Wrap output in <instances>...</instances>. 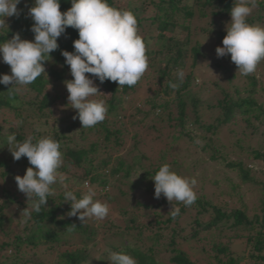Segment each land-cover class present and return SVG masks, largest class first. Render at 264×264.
<instances>
[{
	"label": "trees",
	"instance_id": "1",
	"mask_svg": "<svg viewBox=\"0 0 264 264\" xmlns=\"http://www.w3.org/2000/svg\"><path fill=\"white\" fill-rule=\"evenodd\" d=\"M119 1L107 0L110 6L134 14L138 35L142 31L155 34L142 37L148 68L154 69L157 62L160 65L153 70L155 74L142 76L132 87H119L118 83L111 81L101 84L93 78L101 93L93 99H103L107 105L105 119L93 127L82 128L80 121L73 119L76 111L71 108L62 110L63 114L59 117L54 116L55 106H69V93L63 82L73 79L61 51L73 52V41L79 37L77 30L67 28L66 34L57 40L59 48L46 57L48 61L43 62L46 74L32 84L17 86L10 92L11 85L0 84V117L9 125L4 137L0 136V152L8 149L6 138L12 133L20 142L29 136L34 141L51 137L60 143L63 153V164L58 171L66 176L68 190L74 191L77 198H81L87 190L81 188L87 182L96 192L95 199L108 205L125 197L121 189L123 184L129 186L131 193L141 192L143 197L149 196L150 199L145 204L136 201L132 208L126 203L120 204L116 217L108 215L103 220L93 217L81 224L77 218L66 215L70 204L64 203L65 189L56 183L53 185L55 194L49 197L41 212H33L32 220L21 224L20 212L27 207L26 198L18 189L9 190L4 186L0 192V231L3 233L4 223H9L11 228L13 219L4 215V211L10 208L17 218V225L16 230L11 228V232L5 233L0 243V264H88V261L93 264L94 259L109 264L108 249L132 256L137 264H142L143 260L150 264H264V185L255 182L252 166L241 162L225 163L227 169L238 174L240 181L239 185L231 186L230 192L219 194V198L228 200L212 201L197 196L191 206L173 201V205L180 208V214L175 218L168 214L172 205L163 195L159 199L154 198V182L151 180L166 164L179 140L184 138L192 143L202 141L204 146L201 151L210 152L212 161L224 159L230 153L223 151V148L226 149L224 146H215V139L207 135H216L237 118L245 125L242 127L243 137H256L264 143V131H260L264 126V77L243 76L246 85L240 91L238 87H233L232 82L237 76L230 72L226 88L213 84L217 91L212 95L209 93L211 98L206 106L199 96L204 91V85H195L199 61L206 56L202 52L200 38H213L216 46L222 44L226 24L231 20L233 0H194L193 4L187 0H146L154 12L147 19L130 8L131 0H122L121 5ZM33 3L34 0H21L17 7L22 14L19 18L6 19L9 31L0 30V43L11 39L17 32L22 39L34 40V34L29 30L34 22L26 18ZM148 5H143V10ZM70 8L71 0H60L61 12ZM145 21L150 23L144 25ZM247 21L253 25L264 23V0H257V6ZM222 59L234 65L230 55ZM216 67L222 66L216 64ZM178 69L184 73L182 83L178 80ZM2 74H11L9 65H0ZM86 75L91 78V74ZM155 75L159 89L150 86L149 81L155 79ZM142 82L148 84L145 91L152 96L147 97L139 107L135 103L130 106V99L138 93ZM173 83L179 86L172 88ZM241 92L245 96L242 97ZM147 106L149 111L145 110ZM201 106L214 116L211 124H202L205 117L200 113ZM126 107L131 112L128 118L130 131L123 124L127 119V115L123 114ZM6 114L12 115L10 122L4 118ZM149 117L150 126L146 128L149 133H156L151 144L156 143L154 148H158L154 160L140 150L148 144L141 133ZM18 120L23 121L19 126L16 125ZM30 120L37 123L33 129H30ZM242 141H236L235 146L248 153L252 162L260 163L264 172V151L260 147L250 149L240 145ZM15 162L22 163L26 168L31 166L26 157ZM172 163L175 164V161ZM178 169L177 166L175 172ZM10 173L11 166L7 161L0 160V179L3 183ZM13 175L11 177L15 178ZM241 185L251 188L260 186L255 208L248 209L244 205ZM108 189H115L119 196L109 193ZM234 200L237 202L235 209L229 205ZM205 236H210L209 242ZM185 245L191 252L183 249ZM236 245L241 246L238 252L234 250ZM200 256L204 262L198 259Z\"/></svg>",
	"mask_w": 264,
	"mask_h": 264
},
{
	"label": "clouds",
	"instance_id": "2",
	"mask_svg": "<svg viewBox=\"0 0 264 264\" xmlns=\"http://www.w3.org/2000/svg\"><path fill=\"white\" fill-rule=\"evenodd\" d=\"M20 3L21 0H0V30L9 31L7 18L20 17L22 10L17 7ZM256 6L257 0H233L223 46L215 50L217 58L230 55L237 72L243 76L253 74L259 62L264 60V26L247 21ZM26 18L34 22L29 29L34 40L22 39L17 32L11 39L0 43V57L11 71L10 75H0V84L11 85L8 92L17 86L32 84L46 74L43 62L48 61L46 57L59 48L58 38L66 34L69 27L77 30L79 38L73 41L74 51L63 50L61 55L73 77L63 82L69 93L68 105L76 111L73 119H78L82 128L102 122L107 113L105 100L93 99L101 93L95 80L86 74H91L101 84L111 81L118 83L119 87H132L148 68L146 45L138 35L134 14L110 6L107 0H71V8L65 12L60 11V0H34ZM177 76L182 83L183 71L178 69ZM178 86L177 83L171 84L172 88ZM22 123V120L16 121L17 126ZM6 143L15 161L26 157L31 165L23 177L17 175L14 178L18 191L27 201V207L20 212L21 224L29 223L33 212H41L49 197L55 194L53 185L56 183L65 189L64 203L70 204L66 213L68 217H75L84 224L88 218L103 220L109 215V205L95 199L96 192L87 182V190L81 198L68 190L66 176L58 171L63 164L58 141L51 137L34 141L29 136L20 142L12 133L7 136ZM151 180L154 182V198L159 199L163 195L172 205L168 213L172 218L180 214V208L174 206L173 201L191 206L197 199L194 191L196 179L177 174L168 164L162 165ZM107 253L109 264H137L136 259L126 253L111 249Z\"/></svg>",
	"mask_w": 264,
	"mask_h": 264
},
{
	"label": "rangeland",
	"instance_id": "3",
	"mask_svg": "<svg viewBox=\"0 0 264 264\" xmlns=\"http://www.w3.org/2000/svg\"><path fill=\"white\" fill-rule=\"evenodd\" d=\"M159 1V0H155ZM189 1L190 4H193L194 0H187ZM119 5L123 2L122 0L119 1ZM148 5V1L146 0H131V6L130 8L136 9L137 15H140L141 18L147 19L151 16L154 15V12L150 9L149 5L143 10L142 6ZM138 10V11H137ZM255 13V12H254ZM150 21H145L144 25L149 24ZM204 23V21H203ZM202 23V24H203ZM259 23V22H258ZM204 25H206L204 23ZM256 25H261L264 26V23H259ZM178 33H183L182 31L177 30ZM141 37L143 36H149V35H155V34H147L146 31H142V33L139 34ZM200 42L202 44V52L206 54V56L199 61L198 65V79L195 81V85L200 86L204 85V91L200 93V98L203 101V103L206 104L210 102V95H212L214 92L217 90L213 87V84L218 83L220 85H223L224 88L228 85V77L231 75L230 72H233L237 77L236 79L233 80L232 85L233 87L236 86L242 91L244 89V86L246 85L245 80L243 79V75H241L239 72H237V69H235L234 65L232 66L228 61H223L222 58H217L216 55V48L217 47H222V44H219L216 46L215 41L213 38H200ZM216 46V47H215ZM163 58V57H161ZM216 64L221 65V68L216 67ZM0 65H6L3 63L2 58H0ZM160 67L159 63H155L154 69L147 68L146 72L144 73L143 76L146 75H152L155 74L153 70L157 69ZM229 70L226 72L225 70ZM196 72V73H197ZM254 75L257 79H259L261 76L264 77V60L260 61L259 64L257 65L256 71L251 74ZM94 78V77H91ZM155 79L150 80L149 82L151 83L150 86H153L154 89H159L158 85L156 84V75L153 77ZM262 79V78H261ZM263 80V79H262ZM146 82H142V86L140 87V90L138 91L137 94L132 95L130 99V106H132L135 103V106H138L140 103L142 104L144 100L147 97H150L152 95L146 94V88L148 84H145ZM204 83V84H203ZM157 85V87H156ZM208 91V94H207ZM232 91V90H231ZM242 97L245 96L244 93L241 92L240 94ZM68 103V101H67ZM128 106V105H125ZM142 106V105H141ZM139 107V106H138ZM68 108H71V105L69 106H63V105H57L55 106V115L56 117L61 116L62 110H67ZM143 109V108H142ZM145 109V108H144ZM173 112L175 113L176 110L174 108ZM70 110V109H69ZM146 111H149V107L147 106ZM190 110V108H189ZM130 108L126 107V112L123 114L127 115V119L123 121L124 126L130 131V126H129V115H130ZM200 113L204 115V119L201 121L202 124H211L214 120V117L211 112L206 111L203 106L200 107ZM159 114V112H158ZM141 117V116H140ZM4 118L7 119V122H10L12 120V115L11 114H6L4 115ZM0 117V136L4 137L3 134H6L9 129V125L1 121ZM150 117L144 124L145 127H143V136L146 141L148 142L147 147L145 146L144 148L140 149L142 152L146 153L149 155V157L154 160L157 157V152L158 148H154L156 146V143L151 144V141L153 140V137L156 136V133H149L148 126H150ZM42 124V123H41ZM30 129L35 128L37 123H33L31 120L29 121ZM242 127H245L244 124H242L241 121L237 118L235 122H231L228 125L224 126L221 128V130L216 134V135H210L208 134L207 137H212L215 139V146L218 144V146H224L226 149L223 148V151L226 153V156L223 158L218 159L217 161H212L210 159V152H203L201 151L202 147L204 146V143L202 141H197V143H192L189 142L187 139H181L179 140L178 146L174 147V152L170 154L168 159L166 160V164H168L171 168L172 171H176L177 166L179 169L177 170V174L184 176V177H189V178H195L197 183L194 187V191L196 192V195L198 197H205V199H209L212 201H225L228 200V198H219L220 193H228L231 190L232 185H239V177L236 172H233L225 167V163L227 162H241L246 166H249L253 168L254 174L252 177L254 178L255 182L262 186L264 185V172L261 168L260 163L258 162H252L251 157L248 156V153L244 151H240L239 147L235 146L236 141L238 142L240 139H242L243 146L248 147L250 149H256L260 147V150L264 151V143L259 141V139L251 138V137H243L242 136ZM232 131V133H231ZM260 131H264V126L260 128ZM29 133V132H28ZM244 142V143H243ZM130 146V144H128ZM127 146V148H128ZM4 152H0V160L2 159L4 161H7L9 167L11 166V172L10 175H8L5 178L4 183L0 179V192L1 189L6 186V188L10 189H18L17 184L15 182V179L11 177V174H14L13 176L16 177L17 175L23 177V175L26 172V166H24L22 163H16L14 160H11L13 157L11 153L9 152L8 149L3 150ZM122 153V152H121ZM219 154H222L221 151H219ZM172 161H175V164L172 163ZM2 171V170H1ZM89 186V185H88ZM242 186V185H241ZM260 186H257L260 188ZM85 188V183L81 186V188ZM90 187V186H89ZM258 188L252 187L251 186H242V189H240V194L244 195L243 202L245 203L246 207L248 209L255 208L258 203V198H259V190ZM122 191L125 193V197L119 198L117 202H114L109 205L110 211H109V216L111 217H116L115 214H117L118 207H120V204H127L130 208L134 207L136 205V201L140 202L141 204H145L149 201L150 197H143L141 192H137L136 194H133L129 190V186L127 184H123L121 186ZM109 193L114 194L119 196L118 191L115 189L113 191H110L108 189ZM1 197V196H0ZM0 199V203H1ZM230 208H237V202L234 200L233 202L230 201ZM243 204V203H241ZM128 207V208H129ZM14 209V208H13ZM12 208L5 210L4 215L6 218H11L13 219L11 221L12 225L11 228L16 230L17 225V218L15 217L14 213H12ZM115 215V216H114ZM15 222V223H14ZM185 224V222H182ZM21 227V226H20ZM10 225L9 223H4L2 225V230L3 233L0 231V243L4 240V235L5 233L11 232ZM207 242L210 241V236H205L204 237ZM188 247L187 245L184 246L183 249H187L188 251L191 252L190 249L186 248ZM235 251H240L241 246L236 245L234 248ZM199 260L204 262V258L200 256L198 258ZM96 259L92 260L93 264H103L98 261H95ZM144 262L142 264H150L149 261L143 260ZM152 264V262H151Z\"/></svg>",
	"mask_w": 264,
	"mask_h": 264
}]
</instances>
